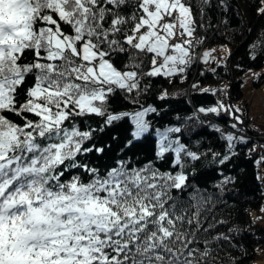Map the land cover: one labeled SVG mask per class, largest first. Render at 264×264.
I'll list each match as a JSON object with an SVG mask.
<instances>
[{"label": "snow or ice", "instance_id": "obj_1", "mask_svg": "<svg viewBox=\"0 0 264 264\" xmlns=\"http://www.w3.org/2000/svg\"><path fill=\"white\" fill-rule=\"evenodd\" d=\"M256 67L264 0H0V264L264 251Z\"/></svg>", "mask_w": 264, "mask_h": 264}, {"label": "rangeland", "instance_id": "obj_2", "mask_svg": "<svg viewBox=\"0 0 264 264\" xmlns=\"http://www.w3.org/2000/svg\"><path fill=\"white\" fill-rule=\"evenodd\" d=\"M249 85H251V81H249L248 85H245V91L248 99L250 98L249 102L251 103L252 111L255 115L259 117L260 113L264 112V106H262V102H264V90L259 89L253 91L252 88L249 87ZM259 214V210L253 212V215ZM261 223L264 224V221H262ZM254 264H264V251H259V254L256 257Z\"/></svg>", "mask_w": 264, "mask_h": 264}, {"label": "trees", "instance_id": "obj_3", "mask_svg": "<svg viewBox=\"0 0 264 264\" xmlns=\"http://www.w3.org/2000/svg\"><path fill=\"white\" fill-rule=\"evenodd\" d=\"M241 55H243V54L241 53ZM262 70H264V69H262L261 67L254 68V71H258L259 72V71H262ZM234 79H235V76H234ZM253 89H255V90H259V89L261 90V89H263L264 90V84H261V86L259 88H253ZM249 90H250V88H249ZM241 91L243 93L244 98L248 99L247 94H246V91H245V85L243 86V88L241 89ZM250 111H251L252 114H254V112L252 111V108H251ZM261 122H264V121H261ZM257 135H260V134L257 133ZM259 153H260V149L258 148L257 149V154H259ZM259 171L261 173L264 172V166H262L259 169ZM248 173H249V182L250 183H254V181H252V179H251L252 173H253V167H252L251 164L248 167ZM255 211H258V209H256ZM262 247H264V246H262ZM252 248H253V246H250V249H249V251H250V258L248 259L247 264H254L255 259H256L257 255L259 254V251H253Z\"/></svg>", "mask_w": 264, "mask_h": 264}, {"label": "built area", "instance_id": "obj_4", "mask_svg": "<svg viewBox=\"0 0 264 264\" xmlns=\"http://www.w3.org/2000/svg\"><path fill=\"white\" fill-rule=\"evenodd\" d=\"M252 90L254 91L255 89L252 88ZM262 106H264V102H262Z\"/></svg>", "mask_w": 264, "mask_h": 264}]
</instances>
